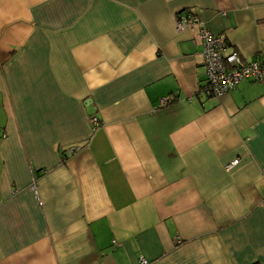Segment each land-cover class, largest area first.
I'll list each match as a JSON object with an SVG mask.
<instances>
[{
	"label": "crops",
	"instance_id": "crops-1",
	"mask_svg": "<svg viewBox=\"0 0 264 264\" xmlns=\"http://www.w3.org/2000/svg\"><path fill=\"white\" fill-rule=\"evenodd\" d=\"M184 9L264 58V0H0V264H264V82Z\"/></svg>",
	"mask_w": 264,
	"mask_h": 264
},
{
	"label": "built area",
	"instance_id": "built-area-1",
	"mask_svg": "<svg viewBox=\"0 0 264 264\" xmlns=\"http://www.w3.org/2000/svg\"><path fill=\"white\" fill-rule=\"evenodd\" d=\"M175 24L178 30L184 27H196L197 36L202 43V63L205 68V82L202 85V91L206 95L221 96L233 88L240 81L246 79L249 81L264 82V58H255V60H246L240 54L229 46L227 36L223 33H213L204 21L191 16L190 14L177 13L175 15ZM167 97L160 99L165 104ZM89 122L93 130H95L100 120L95 115L89 116ZM70 152L75 148L69 147ZM238 158L227 163V168L235 166ZM32 187L36 193V186L33 182ZM140 264H146L145 257H139Z\"/></svg>",
	"mask_w": 264,
	"mask_h": 264
},
{
	"label": "trees",
	"instance_id": "trees-1",
	"mask_svg": "<svg viewBox=\"0 0 264 264\" xmlns=\"http://www.w3.org/2000/svg\"><path fill=\"white\" fill-rule=\"evenodd\" d=\"M178 13L190 14L191 16H196L197 18L201 19V18H200V17H198L197 15H195V14H193V13L189 12V11H185V9H184V10H181V11H180V12H178ZM176 14H177V13H176Z\"/></svg>",
	"mask_w": 264,
	"mask_h": 264
}]
</instances>
